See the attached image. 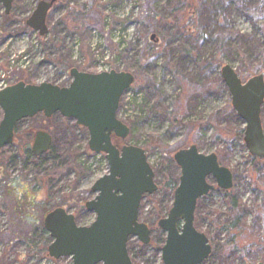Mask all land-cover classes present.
<instances>
[{"label":"rangeland","instance_id":"374dc122","mask_svg":"<svg viewBox=\"0 0 264 264\" xmlns=\"http://www.w3.org/2000/svg\"><path fill=\"white\" fill-rule=\"evenodd\" d=\"M40 1L47 0H13L7 17L0 6V83L67 87L71 69L132 74L116 114L129 135L117 144L144 150L154 171L158 191L142 199L138 216L151 241L173 202L160 181L179 178L173 155L195 145L233 176L230 191L215 187L197 202L194 227L211 247L203 264H264V162H255L238 136L245 124L221 78L225 66L243 83L264 77V0H59L43 38L24 25ZM260 117L264 131V105ZM16 130L0 153L15 188L0 184V264H72L49 257L43 219L62 208L78 226H90L95 214L84 204L95 198L91 188L107 175V161L89 151L85 128L59 114L24 120ZM38 131L52 138L43 163L24 156ZM207 182L215 186L212 178ZM14 192H25L33 209L15 211ZM127 248L132 264H162L153 244L142 248L132 238Z\"/></svg>","mask_w":264,"mask_h":264},{"label":"water","instance_id":"95a60500","mask_svg":"<svg viewBox=\"0 0 264 264\" xmlns=\"http://www.w3.org/2000/svg\"><path fill=\"white\" fill-rule=\"evenodd\" d=\"M57 1H40L25 26L44 37L48 32L47 14ZM12 2L0 0L5 16L9 15ZM69 75L72 81L67 87L18 82L0 91V152L12 144L18 123L40 114L46 119L59 114L85 128L89 134V151L104 154L108 165L107 175L91 188L95 198L84 204L87 212L95 214V220L88 227H80L74 216L64 209L57 208L46 214L43 228L52 239L48 255L54 260L68 257L72 264H132L127 251L128 239L135 237L142 245L150 242L147 225L138 222L140 203L144 196L157 192L155 174L144 150L118 146L112 141V137L123 141L129 135V128L116 114L123 93L135 78L124 72L88 74L76 69H71ZM221 78L229 92L232 109L245 124L242 136L245 148L253 158L264 161L260 119L263 75L242 83L234 70L225 66ZM51 142L50 134L36 132L31 147L33 156L45 155ZM173 161L180 176L171 208L157 223V228L165 234L161 262L203 264L211 254V247L206 236L194 227L197 201L215 187L231 190L233 177L227 168L219 165L215 154L203 155L195 145L178 150ZM208 178L215 181V186L208 184Z\"/></svg>","mask_w":264,"mask_h":264},{"label":"trees","instance_id":"16d2710c","mask_svg":"<svg viewBox=\"0 0 264 264\" xmlns=\"http://www.w3.org/2000/svg\"><path fill=\"white\" fill-rule=\"evenodd\" d=\"M214 6L216 7V5H214ZM0 117H1V111H0ZM16 127L14 129V136H15L16 131H17L16 130ZM242 134H243V130H239L238 136H241V138H242ZM50 151H52V149H50ZM24 156H25L26 160L33 159V160L39 161L40 163H43L44 162V157H45V155L39 156V157H34L33 154H32V152H31V149H25L24 150ZM51 156L54 157L53 154H51ZM12 159H13V157H10L9 161H11ZM4 168L5 167H3L2 165H0V184L5 182L7 185H9L8 187H11L15 191L14 183H12V182L7 183L9 179H7L8 175H7V173H6V171H5ZM159 175H161V174L158 173V176ZM177 180L178 179L175 178L173 181H165V177L163 176L162 179H161V181H160V187L163 188V189H169L171 191L172 195H173V192H174V190L176 189V187L178 185ZM13 194H16L13 197L15 199L14 200V202H15V209H16L15 211H18V213H21L22 211L29 212V211H31V209H33L32 205H31V202H29V203L26 204V198H25L26 196L24 195L25 192L23 194H19V193L14 192ZM13 194H11V195H13ZM22 196H25V197H22ZM229 205H230V207H231L230 209L233 211V213L237 215V213H238V205H237L236 201L230 200ZM50 211L51 210H48L47 213H49ZM17 214H16V216L18 217ZM158 221H156V223ZM236 221H242L241 217L237 215ZM235 226L236 225L234 223L232 225V228H235ZM162 243H163V239H162V237L160 235H158V237H156V240H152L151 241V244L155 245V248H157L158 251L160 250V248L162 246Z\"/></svg>","mask_w":264,"mask_h":264},{"label":"flooded vegetation","instance_id":"af4514ba","mask_svg":"<svg viewBox=\"0 0 264 264\" xmlns=\"http://www.w3.org/2000/svg\"><path fill=\"white\" fill-rule=\"evenodd\" d=\"M47 1H50V0H47ZM55 5V4H54ZM54 5H53V7H54ZM53 7H52V9H53ZM51 9V10H52ZM50 10V11H51ZM49 11V12H50ZM48 12V13H49ZM8 16V15H7ZM7 16H5V17H7ZM48 16V15H47ZM242 82V81H241ZM243 83V82H242ZM263 83H264V77H263ZM264 105V101H263V103H262V105H261V109H262V106ZM261 109H260V116H261ZM260 119H261V117H260ZM261 127H262V125H261ZM262 131H263V128H262ZM263 134H264V131H263ZM112 141L113 142H117L118 140H116L114 137H112ZM121 142V141H120ZM181 150V149H180ZM261 162H264V161H260L259 163H261ZM224 192V191H223ZM158 232H159V235L162 237V239H163V243H164V240H165V234L162 232V231H159L158 230ZM163 243H162V245H163Z\"/></svg>","mask_w":264,"mask_h":264},{"label":"built area","instance_id":"2783aa9c","mask_svg":"<svg viewBox=\"0 0 264 264\" xmlns=\"http://www.w3.org/2000/svg\"><path fill=\"white\" fill-rule=\"evenodd\" d=\"M0 86H1V88L3 87V86H2V83H0Z\"/></svg>","mask_w":264,"mask_h":264}]
</instances>
